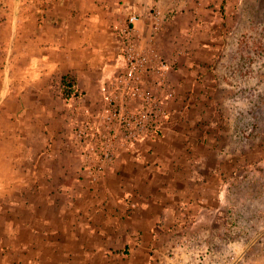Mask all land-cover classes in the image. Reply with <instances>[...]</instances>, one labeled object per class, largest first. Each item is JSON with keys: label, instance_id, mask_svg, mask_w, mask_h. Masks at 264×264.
Instances as JSON below:
<instances>
[{"label": "crops", "instance_id": "obj_1", "mask_svg": "<svg viewBox=\"0 0 264 264\" xmlns=\"http://www.w3.org/2000/svg\"><path fill=\"white\" fill-rule=\"evenodd\" d=\"M222 3L225 0H0V264H154L147 249L153 235L159 241L170 227L165 222L175 208L167 204L171 194L183 199L182 209L187 210L209 208L203 202L207 197L220 198V208L234 202L230 184L216 186L219 169H209L208 175H217L210 176L213 183L207 188L206 176L197 180L196 168H190L198 163L195 158L183 159V168L172 176L176 194L164 187L109 189L94 179L122 177L114 167L130 159L141 166L137 176L145 180L153 174L154 164L139 152L134 155L140 150L135 144L124 147L132 152L130 159L121 157L122 148L102 153L111 98L121 94L115 78L127 64L121 30L129 17L140 15L134 33L146 59L144 83L170 101L167 74L184 67L171 66L178 54L166 61L155 60L153 52L181 51L176 38L182 21L193 20L205 33L204 21L211 28L221 20L217 6ZM195 5H207L210 15ZM66 75L77 79L79 96L63 95ZM101 165L109 166L103 174L91 168ZM122 196L142 198V203L126 214L125 201L114 199ZM244 201L264 209V196ZM157 208L163 220L157 218ZM129 228L131 243L125 233ZM123 239L134 250L127 261L120 252Z\"/></svg>", "mask_w": 264, "mask_h": 264}, {"label": "rangeland", "instance_id": "obj_2", "mask_svg": "<svg viewBox=\"0 0 264 264\" xmlns=\"http://www.w3.org/2000/svg\"><path fill=\"white\" fill-rule=\"evenodd\" d=\"M206 6L198 8L195 5L201 14L209 16ZM217 10L222 15L219 23L214 22L213 27L206 28L207 20L202 21L205 23L202 28L205 33L199 31L193 20L182 21L180 34L176 38L177 47L181 49L178 53L173 50L161 54L153 52L155 60L162 58L166 61L178 54L176 63L171 66L184 67L179 72L171 68L167 74V91L170 90L173 97L167 101L170 117L163 129L159 134L134 145H137L135 150L140 149L134 155L139 152L143 160L147 162L149 159L154 164L153 174L145 180L137 176L141 166L130 159L132 152L120 147L114 152L122 148L121 157L130 159L128 164L114 167V172L121 173L122 177L118 176L119 179L116 175L104 182L94 176L100 186L109 189L120 190L130 185L133 189L164 187L173 192L172 176H177L183 168L182 160L195 158L198 163L190 168H196L197 180L206 176L203 186L207 188L209 182L213 183L210 176L217 175H208L210 168L219 169V184L216 186L227 183L232 186L230 193L234 202L229 205L230 208H226V203L220 208V198L215 201L213 197H207L203 202L212 208L196 210L190 205V210L182 209L185 205L182 204L183 199L171 194L167 204L175 208L168 213L170 220L165 222L170 227L164 230L165 237L159 241L158 236H152L147 249L150 257L156 247L171 241L178 225L220 231L235 221L244 220L253 236L257 232L264 237V209L260 210L257 204L248 206L244 201L245 197L257 201L259 195L264 196V0H225V3L217 6ZM187 28L191 29V33L182 32ZM150 141L157 146L149 145ZM202 158L205 164L201 163ZM91 168L103 174L109 166ZM177 182L174 180L176 186ZM114 199L125 201L122 204L126 214L142 203V198H136L137 202L124 196ZM192 200L197 206L200 205L197 198ZM155 213L161 214V209H155ZM157 218L163 220L162 216L158 215ZM160 224H164V221ZM131 231L129 228L125 232L129 235L130 243L134 242ZM124 240L120 252L127 261L134 250ZM244 264H264V239L250 247Z\"/></svg>", "mask_w": 264, "mask_h": 264}, {"label": "built area", "instance_id": "obj_3", "mask_svg": "<svg viewBox=\"0 0 264 264\" xmlns=\"http://www.w3.org/2000/svg\"><path fill=\"white\" fill-rule=\"evenodd\" d=\"M139 18V14L131 15L121 30L127 64L125 71L115 78L121 94L111 98L112 116L104 134V155L159 134L170 117L166 96L144 83L146 59L134 33ZM251 233L244 220L220 231L178 225L171 241L153 250L152 260L154 264H244L250 247L264 239L261 233Z\"/></svg>", "mask_w": 264, "mask_h": 264}, {"label": "trees", "instance_id": "obj_4", "mask_svg": "<svg viewBox=\"0 0 264 264\" xmlns=\"http://www.w3.org/2000/svg\"><path fill=\"white\" fill-rule=\"evenodd\" d=\"M62 92L63 95L67 98L72 96H79L81 91L77 85V79L72 76H64L62 80Z\"/></svg>", "mask_w": 264, "mask_h": 264}]
</instances>
